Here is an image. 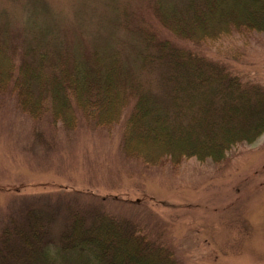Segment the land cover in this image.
I'll list each match as a JSON object with an SVG mask.
<instances>
[{
	"label": "trees",
	"instance_id": "obj_1",
	"mask_svg": "<svg viewBox=\"0 0 264 264\" xmlns=\"http://www.w3.org/2000/svg\"><path fill=\"white\" fill-rule=\"evenodd\" d=\"M149 8L143 24L118 19L130 43L106 49L71 42L53 50L36 35L22 50L0 30V94L14 95L23 113L54 127L86 123L111 131L121 125L124 155L146 166L220 162L233 147L263 135L264 85L205 48L264 33V0L155 1ZM45 197H30L20 213L6 217L0 264H44L53 245L82 264H180L162 233L151 237L133 218L96 201L63 204L69 220L56 243L57 209L46 213Z\"/></svg>",
	"mask_w": 264,
	"mask_h": 264
},
{
	"label": "rangeland",
	"instance_id": "obj_2",
	"mask_svg": "<svg viewBox=\"0 0 264 264\" xmlns=\"http://www.w3.org/2000/svg\"><path fill=\"white\" fill-rule=\"evenodd\" d=\"M155 1L178 0H0V30L22 50L36 35L53 50L71 42L106 49L130 43L118 19L143 24ZM205 49L264 85L263 32ZM120 126L54 127L23 113L14 95L0 94V226L40 194L51 203L42 205L46 213L57 209L51 227L57 243L69 220L63 204L96 201L133 218L151 237L162 233L180 264H264V134L233 147L220 162L146 166L124 155ZM50 254L44 264H82L55 245Z\"/></svg>",
	"mask_w": 264,
	"mask_h": 264
}]
</instances>
